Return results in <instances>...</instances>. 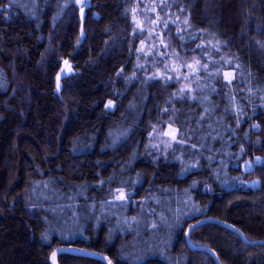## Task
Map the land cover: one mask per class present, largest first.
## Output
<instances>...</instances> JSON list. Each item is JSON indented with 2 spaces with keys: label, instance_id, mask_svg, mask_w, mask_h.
<instances>
[{
  "label": "trees",
  "instance_id": "1",
  "mask_svg": "<svg viewBox=\"0 0 264 264\" xmlns=\"http://www.w3.org/2000/svg\"><path fill=\"white\" fill-rule=\"evenodd\" d=\"M80 2L0 0V264H264V0Z\"/></svg>",
  "mask_w": 264,
  "mask_h": 264
},
{
  "label": "water",
  "instance_id": "2",
  "mask_svg": "<svg viewBox=\"0 0 264 264\" xmlns=\"http://www.w3.org/2000/svg\"><path fill=\"white\" fill-rule=\"evenodd\" d=\"M204 222H212V223H216V224H219L223 227H226V228H229L233 231H235L237 234H239L244 240V236H243V233L237 229L236 227L230 225L229 223L227 222H224V221H221V220H218V219H214V218H211V217H207V218H202V219H199L195 222H193L186 230L185 232V240H186V243L187 245L193 249V250H203V251H207L211 256L212 258L214 259V261L216 262V264H221L220 260L218 259L217 255L214 253V251L208 247H205V246H194L191 242H190V239H189V234L191 232V230L198 226L199 224H202ZM248 243L250 244H264V240H255V241H247Z\"/></svg>",
  "mask_w": 264,
  "mask_h": 264
},
{
  "label": "rangeland",
  "instance_id": "3",
  "mask_svg": "<svg viewBox=\"0 0 264 264\" xmlns=\"http://www.w3.org/2000/svg\"><path fill=\"white\" fill-rule=\"evenodd\" d=\"M79 3H81L80 0H79ZM71 71H72V68H71L70 63L67 60H63L62 61V64H61V68L59 69L58 73L55 76V87H56V90H59L60 89V86H61V81L60 80H61L62 76L65 75V74L70 73ZM163 134L166 137H168L170 140H174L175 139V135H176V131H175V129L173 127H167L165 129V131H164ZM244 166L245 167H249L250 166V163L249 162H246L244 164ZM248 184L253 185L254 183L249 182ZM255 184H257V182H255ZM117 195L119 197H123V193L120 192V191L117 192ZM67 250L75 251L76 249H74V248H67ZM55 256H56V251L53 252L51 254V256H50V261H51L52 264H57L56 263ZM102 257H104V256L102 255Z\"/></svg>",
  "mask_w": 264,
  "mask_h": 264
}]
</instances>
